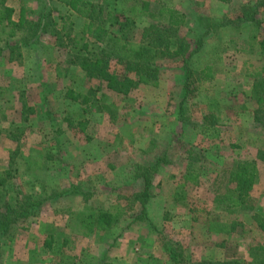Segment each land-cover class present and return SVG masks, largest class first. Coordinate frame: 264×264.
Instances as JSON below:
<instances>
[{
    "label": "rangeland",
    "instance_id": "rangeland-1",
    "mask_svg": "<svg viewBox=\"0 0 264 264\" xmlns=\"http://www.w3.org/2000/svg\"><path fill=\"white\" fill-rule=\"evenodd\" d=\"M37 1L6 3L16 8V15L23 6L27 21L33 24L42 13ZM93 1L102 7L105 17L107 12L120 11L125 0ZM140 1L150 2L152 12L167 6L181 13L186 25L180 35L190 41L196 36L200 17L209 25L222 15L234 18L242 6L254 2ZM49 7L58 30L63 25L59 16L69 17L74 30L83 26V19L69 14L56 1ZM148 22L136 21L130 34L133 42H138ZM251 36L248 27L212 32L202 56L188 65L180 60L159 61L156 87L135 84L139 74L134 70L114 68L119 75L126 73L134 87L126 97H116L103 87L96 92V99L115 105V121L65 97L67 90L85 95L100 85L87 80L79 68L67 67L65 51L56 47L52 35L39 34L22 48L20 57L12 53L10 60L7 51L0 53V172L11 163L17 190L44 202L35 217L12 227L13 240L0 246V264H100L102 260L168 264L163 237L178 242L191 264L226 257L261 262V253L255 249L264 246V234L251 221V213L234 211L228 217L226 210L212 205L213 197L228 188V174L236 164L253 160L256 177L251 196L255 212L264 217V163L257 160V151H264V125L254 122L257 105L251 85L256 80L241 74L243 62L259 65L246 46ZM213 54L221 57L215 79L200 84L195 75ZM185 69L191 71V93L186 120L181 123L175 106ZM206 114L215 118V127L199 128ZM15 128L21 130L12 133ZM188 144L197 146L206 162L198 183L188 185L181 192L183 201L175 203ZM164 152L169 165L160 167L154 176L150 201L143 207L134 198L140 189L135 182L138 169ZM72 186L87 195L53 199ZM189 206L196 210L189 212ZM97 212L117 213L119 219L107 232L88 231L80 220ZM205 213H214L220 220L227 216L233 224L231 233H207ZM142 214L145 218L136 220ZM194 217L196 221H192Z\"/></svg>",
    "mask_w": 264,
    "mask_h": 264
},
{
    "label": "trees",
    "instance_id": "trees-1",
    "mask_svg": "<svg viewBox=\"0 0 264 264\" xmlns=\"http://www.w3.org/2000/svg\"><path fill=\"white\" fill-rule=\"evenodd\" d=\"M56 1L66 7L74 15L84 20L80 30H74L69 17L59 16L63 22L62 28L58 30L57 24L51 20L52 9L49 7ZM219 4L228 5L231 0H210ZM7 0H0V53L7 51L12 59V53L21 56V50L31 42L37 40L39 34H50L56 41V47L65 51V64L68 68H79L84 77L99 82L98 88L88 94H75L73 90H67L65 97L79 104L85 109H94L95 113L107 114L111 121H115L114 104H107L103 99H96L95 94L102 87L116 97H126L134 87L126 73L119 75L114 68L122 67L125 72L134 70L138 73L135 84L151 85L156 87L160 79L161 65L159 61H182L188 65L192 60L202 56L207 41L212 32L227 30L230 28L248 27L252 34L246 40L248 51L255 54L259 65L253 63H242L241 74L256 82L251 85V92L255 97L257 108L254 111V122L264 125V0L244 5L234 18L227 15L212 20L209 25L204 24V18L198 19V29L194 40L182 37L180 31L186 25L185 17L173 8L161 6L156 11L150 10V2L140 0H125L120 11L107 12L104 17L102 7L93 0H38L41 4L42 13L35 23L31 24L22 12L18 20H14V10L7 6ZM49 2V3H48ZM55 9V8H53ZM148 19V25L140 33L138 42L130 39L132 29L138 20ZM146 22V21H145ZM214 50V49H213ZM201 54V55H200ZM221 62V57L209 59L197 71V80L201 83H211L215 79L216 68ZM186 67V66H184ZM191 71L185 69L184 82L180 84L178 92L179 101L175 106L178 112V122L183 123L185 113L188 111V99L191 93ZM245 110V106L240 107ZM199 128L213 125L215 118L210 114L203 115ZM69 123V127L73 124ZM80 127L83 126L79 124ZM215 127V124L213 125ZM211 126V127H213ZM15 128L12 133L19 132ZM12 140V135H10ZM152 146L155 141L150 142ZM150 145V144H149ZM185 150L186 158L184 171L177 184L174 202H182L181 192L190 184H197L201 177V170L205 166V156L202 151L192 144H188ZM165 152L154 159L148 166L138 169L136 181L139 186L135 193V200L144 207L150 201V189H152L154 176L164 165H169ZM12 161V154L10 155ZM257 160L264 163V151H257ZM256 177V162L240 161L234 170L228 174L227 189L224 193L215 195L212 199L214 209L222 208L226 214L232 215L234 211L251 213L250 219L255 227L264 234V217L255 212L256 202L251 196ZM171 179H174L172 176ZM140 181V182H139ZM13 181L11 163L5 170L0 172V246L4 242L13 240L14 231L12 227L19 222L26 221L40 211L43 201L18 191ZM62 194V195H61ZM81 194L87 195L77 186H72L62 193L56 195L60 198L65 195ZM186 208V204H183ZM189 212L196 209L192 206ZM203 226L207 233L215 235H228L232 231L233 224L226 216L220 220L214 213H205ZM142 214L136 220L144 219ZM119 215L108 212H97L91 216L81 218L85 229L109 231L117 223ZM91 220V221H89ZM192 221H196V217ZM168 264H191L186 262L184 252L178 242L161 240ZM50 246V243L47 244ZM261 253L263 260L257 264H264V246L255 249ZM100 264L105 263L103 260ZM194 264H251L245 260L228 258L221 261H203Z\"/></svg>",
    "mask_w": 264,
    "mask_h": 264
},
{
    "label": "crops",
    "instance_id": "crops-1",
    "mask_svg": "<svg viewBox=\"0 0 264 264\" xmlns=\"http://www.w3.org/2000/svg\"><path fill=\"white\" fill-rule=\"evenodd\" d=\"M18 1H21V0H18ZM63 6V5H62ZM8 7H10V8H12L13 10H14V14H13V18H14V20H18V18H19V16H20V14L23 12L24 13V16H25V18L27 17V14H26V12H25V9L23 8V6H19L18 7V13H17V15H16V11H15V7L14 6H8ZM64 7V6H63ZM65 9H67L66 7H64ZM67 11L69 12V14L70 13H72V12H70L68 9H67ZM73 14V13H72ZM74 15V14H73Z\"/></svg>",
    "mask_w": 264,
    "mask_h": 264
}]
</instances>
